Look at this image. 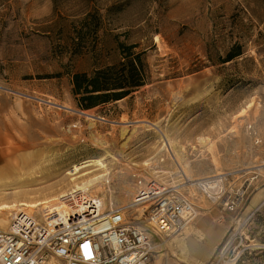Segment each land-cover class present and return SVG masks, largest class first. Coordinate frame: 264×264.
<instances>
[{
    "label": "rangeland",
    "instance_id": "obj_1",
    "mask_svg": "<svg viewBox=\"0 0 264 264\" xmlns=\"http://www.w3.org/2000/svg\"><path fill=\"white\" fill-rule=\"evenodd\" d=\"M122 44L145 52L149 80L125 98L80 108L72 74L112 67L115 79L128 72L120 65ZM238 47L244 54L222 63ZM252 100L256 107L247 117L234 118ZM49 121L56 131L51 151L38 142L40 133L34 136ZM156 123L181 146L183 161L165 149ZM249 124L264 127V0H0V177L17 178V159L34 166L26 180L32 189L69 181L74 165L104 155V142L118 158L108 159L117 175L104 190L107 206L135 200L134 174L157 179L195 203L194 217L179 231L184 243L205 251L195 264H209L230 237L245 250L244 264H264V193L259 208L249 207L264 189V145H254L245 132ZM204 136L215 141L218 171L198 140ZM214 175L237 187L255 177L235 213L198 195L189 182ZM16 181L13 187L21 185ZM162 238L154 239L152 262L173 264L160 257ZM177 250L164 252L177 259Z\"/></svg>",
    "mask_w": 264,
    "mask_h": 264
},
{
    "label": "built area",
    "instance_id": "obj_2",
    "mask_svg": "<svg viewBox=\"0 0 264 264\" xmlns=\"http://www.w3.org/2000/svg\"><path fill=\"white\" fill-rule=\"evenodd\" d=\"M245 132L255 146L264 145V127L249 124ZM133 178L138 192L128 206L105 208L100 198L78 192L68 193L62 205L15 213L8 229L0 230V264H153L154 239L181 231L196 206L157 179ZM250 179L240 187L225 175L188 181L198 195L235 213ZM244 257L230 237L209 264H244Z\"/></svg>",
    "mask_w": 264,
    "mask_h": 264
},
{
    "label": "bare ground",
    "instance_id": "obj_3",
    "mask_svg": "<svg viewBox=\"0 0 264 264\" xmlns=\"http://www.w3.org/2000/svg\"><path fill=\"white\" fill-rule=\"evenodd\" d=\"M48 103L55 104L54 102H51V101H48ZM254 107L256 106L252 100L250 103L241 107V109L234 116V118L238 120L245 119L247 117L248 112L252 110ZM86 115L92 121H94L96 118V116L91 115V114H86ZM142 122L150 123L148 121H142ZM120 123L126 124L127 122H120ZM233 124H235V121L233 122ZM152 125H154L157 128V131L159 132L162 138V141L164 142L165 149L168 148L170 152L171 150H174L175 155L178 157V159L183 161L184 156L181 153V146L178 145V142L173 141L170 138L167 131L161 128L160 125H158V123L152 124ZM237 130L238 129H237V124H236L230 127V130H228V132L236 133ZM129 131L130 130L128 126H125V129L123 130L122 135L123 137H126L127 141L124 143V146L127 145L130 139V136H128L130 133ZM198 140L200 144L207 149V151H210L214 170L218 171L220 161H219L217 153L215 152V141H213L212 138L206 137V136L199 137ZM100 146L103 149L104 155L96 156V157H89L88 159L83 160L80 164L74 165L73 166L74 168L72 167L73 170H71L70 168L68 172L66 173V175L70 179L69 181H66V182L57 181L55 183L53 182L51 184L45 185L44 187H40L37 189H32L28 187L26 184V180L30 176H32L35 172L34 166L30 165V163H27V162H24V164L18 163L16 159L15 160L16 166L14 168V173L17 174V178H10V176L0 177V227H4V228L9 227L11 220L9 219L8 216L11 213H14L15 211L20 212L23 210H27V211L39 212L43 209L45 210L48 208L62 205V200L63 198L66 197L68 193H78V192H84L87 194L101 193L103 197L100 200L104 204L105 208L117 206V205H109V206L106 205L104 190L107 187H109V184L111 183V180L113 179V175H117L116 173H113V169H111L108 159L110 158L114 161H118V158L115 157L108 150L107 148L108 146L106 145V143L100 142ZM38 169L41 170V166H38ZM180 170L182 172H185V170L181 169V167H180ZM72 171H75V173L71 174ZM187 172L188 170L186 171V173ZM1 174L3 175V173ZM191 177H194V176L191 175ZM11 179L13 181L17 180L16 181L17 184H21V185L20 186L15 185L13 187V182ZM52 186L55 189L54 191L52 189H48V190L46 189ZM126 193L127 192H125V194ZM263 193H264V189L260 190L259 192H257V194H255L251 204L249 205L251 209L254 208L256 210V207L259 208L260 199ZM127 199H128V193H127V196L125 195L123 196L122 201H126ZM251 215H253V212H251ZM249 217L247 219H249ZM191 220L192 218L186 220L185 227L188 225V223ZM185 227H183L182 230L185 229ZM182 234L183 233L182 232L180 233L178 230L174 232L173 234H171L170 236L163 237L161 244L158 245V243H156L157 247L164 248L161 251L160 257L170 258V260L173 259L172 260L173 264H195L194 261H196L197 263L199 256H201L203 252L205 254V251L201 252L199 249H192L188 244L184 243V239L186 238H183V239L180 238ZM249 246H252V247L262 246L263 247L262 244H256V243H252ZM175 247L179 248V250L177 251L182 252V256H178V257L176 256L177 259L172 258L170 254L168 255L167 252H164V250H167L168 248L174 249ZM212 255H213V250L209 252L207 260H209L212 257Z\"/></svg>",
    "mask_w": 264,
    "mask_h": 264
},
{
    "label": "trees",
    "instance_id": "obj_4",
    "mask_svg": "<svg viewBox=\"0 0 264 264\" xmlns=\"http://www.w3.org/2000/svg\"><path fill=\"white\" fill-rule=\"evenodd\" d=\"M121 47L124 48L122 55L125 61L120 65L127 67L128 72L120 73L115 79L112 78L114 74H109L113 70L112 67L99 68L92 75L83 72L72 74V93L74 96H81L78 103L80 108L89 110L102 103L125 98L130 94V88L142 87L149 80V65L145 52H133L137 45L122 44ZM243 54L240 47L232 49L222 63L233 61ZM132 79L134 80L131 81Z\"/></svg>",
    "mask_w": 264,
    "mask_h": 264
},
{
    "label": "crops",
    "instance_id": "obj_5",
    "mask_svg": "<svg viewBox=\"0 0 264 264\" xmlns=\"http://www.w3.org/2000/svg\"><path fill=\"white\" fill-rule=\"evenodd\" d=\"M46 122L43 123V125L41 127V130L39 132H35L34 133V136H35V139L37 140L36 137H38V135L40 133V135L42 136L41 137L42 139L40 138L41 140L38 141V142H41V141L45 142L44 148H46L48 146V150L51 151V149H53V143L54 142L51 143L49 141H51L52 138L56 137V135H55L56 131H55V128H54V126L52 125V123L50 121H49L50 125L48 123H46ZM46 139H48V140L46 141ZM39 147H41V146H39ZM51 157H53V156H51ZM51 157H49V159H51ZM51 162H53V160L45 161L44 164L51 163ZM44 167L47 168L46 166H44Z\"/></svg>",
    "mask_w": 264,
    "mask_h": 264
}]
</instances>
